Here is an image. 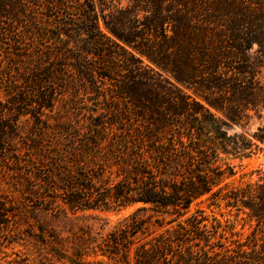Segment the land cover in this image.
Returning a JSON list of instances; mask_svg holds the SVG:
<instances>
[{"label":"trees","instance_id":"1","mask_svg":"<svg viewBox=\"0 0 264 264\" xmlns=\"http://www.w3.org/2000/svg\"><path fill=\"white\" fill-rule=\"evenodd\" d=\"M263 69L264 0H0V169L29 115L45 211L138 205L42 227L44 264H264V173L228 181L264 145V125L230 132L263 119ZM205 201L252 221L245 239ZM20 206L0 190V264L26 262L1 243Z\"/></svg>","mask_w":264,"mask_h":264},{"label":"rangeland","instance_id":"2","mask_svg":"<svg viewBox=\"0 0 264 264\" xmlns=\"http://www.w3.org/2000/svg\"><path fill=\"white\" fill-rule=\"evenodd\" d=\"M264 79V69L260 73ZM5 95L0 91V99L3 101ZM252 114L249 122L244 126H235L230 132L245 131L254 133L259 125H264V117L260 121ZM218 116H220L217 113ZM20 135L26 141V145L17 143V158L11 157L7 161V167L0 169V190L5 191L13 197L17 205L21 204L19 216L15 221L9 223L11 230L1 235V243L6 247L4 250L12 256L26 259L25 264H44L48 247L42 238V227L51 233H59L61 237H67L71 228L70 221L76 222V218L89 220L95 227L100 225V221L92 219L98 216L107 223V228L115 225L120 219L133 212L137 206L129 207L119 212H99L85 211L76 212L63 207L64 213H57L56 210H44L42 204V153H36L32 147V142L38 135V129L33 125V119L29 115L19 118ZM229 163L234 166L236 174L228 181H255L259 175L257 170L264 173V145L262 150L249 158L230 159ZM59 204V203H57ZM60 207H62L60 205ZM205 214L209 218H216L221 222L225 231L224 234L231 239H245L252 229L253 222L243 213L237 212L234 208L225 206L224 202L218 205H210L205 201L202 205ZM167 218V217H166ZM80 223L82 222L79 221ZM157 225H152L150 230H157ZM55 234V233H54ZM47 236V234H45ZM45 257V258H44Z\"/></svg>","mask_w":264,"mask_h":264}]
</instances>
